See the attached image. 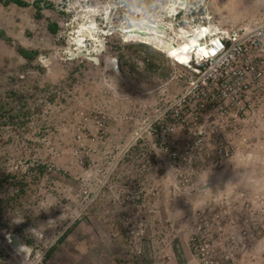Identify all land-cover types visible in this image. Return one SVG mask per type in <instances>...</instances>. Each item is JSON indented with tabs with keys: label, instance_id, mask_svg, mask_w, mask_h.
<instances>
[{
	"label": "rangeland",
	"instance_id": "374dc122",
	"mask_svg": "<svg viewBox=\"0 0 264 264\" xmlns=\"http://www.w3.org/2000/svg\"><path fill=\"white\" fill-rule=\"evenodd\" d=\"M0 264H264V0H0Z\"/></svg>",
	"mask_w": 264,
	"mask_h": 264
},
{
	"label": "bare ground",
	"instance_id": "6f19581e",
	"mask_svg": "<svg viewBox=\"0 0 264 264\" xmlns=\"http://www.w3.org/2000/svg\"><path fill=\"white\" fill-rule=\"evenodd\" d=\"M183 6L181 5L180 7L183 8ZM173 9L174 8H172L171 12ZM158 23H151L150 21L144 22L145 27L143 30H141L140 27L127 26L125 27V29H127L125 35L127 33L136 32L137 35L135 38L138 37L136 39L138 42L159 48V51L166 54L165 56L168 59L180 65H185L188 61L191 62L194 59H202L203 61L209 59L212 55L218 54V50L221 46L220 39L217 38V34L210 32L209 28L197 27L189 32L183 31L180 33V36L176 35V38H174L167 36V33L171 31L168 26L166 28L165 24L162 25L160 22ZM204 29H206V31H202ZM164 33H166V35H164ZM185 36H191L190 38L192 39L184 41L186 38ZM130 37L132 36L130 35Z\"/></svg>",
	"mask_w": 264,
	"mask_h": 264
},
{
	"label": "built area",
	"instance_id": "2783aa9c",
	"mask_svg": "<svg viewBox=\"0 0 264 264\" xmlns=\"http://www.w3.org/2000/svg\"><path fill=\"white\" fill-rule=\"evenodd\" d=\"M221 42V41H220ZM241 51V47H236V48H233L232 49V53L234 54V53H239ZM225 52L227 53V48H226V46L221 42V46H220V49L218 50V54H215V55H212L209 59H205V60H203L202 61V59H199V60H196V59H194L193 61H188L186 64H185V66L187 65V64H190V63H193L194 65H196V66H198V67H203V64L204 65H207V63H209L210 61H214V63L215 62H217V61H219L220 60V58L222 57V56H224L225 55ZM226 56V55H225ZM224 56V57H225ZM217 63H219V62H217ZM217 63H215L214 65L213 64H209V66L208 67H214V66H216L217 65ZM208 78V77H207ZM201 82H202V84H204V85H207L208 84V82L206 81V78L205 79H202L201 78Z\"/></svg>",
	"mask_w": 264,
	"mask_h": 264
}]
</instances>
